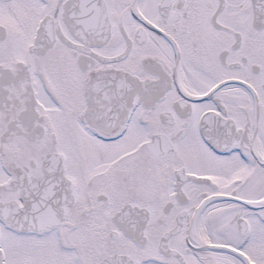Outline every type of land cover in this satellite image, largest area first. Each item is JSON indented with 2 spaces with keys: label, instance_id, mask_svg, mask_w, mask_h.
<instances>
[{
  "label": "snow or ice",
  "instance_id": "obj_1",
  "mask_svg": "<svg viewBox=\"0 0 264 264\" xmlns=\"http://www.w3.org/2000/svg\"><path fill=\"white\" fill-rule=\"evenodd\" d=\"M0 264H264V0H0Z\"/></svg>",
  "mask_w": 264,
  "mask_h": 264
}]
</instances>
